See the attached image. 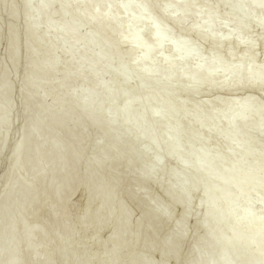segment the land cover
<instances>
[{
  "label": "bare ground",
  "instance_id": "1",
  "mask_svg": "<svg viewBox=\"0 0 264 264\" xmlns=\"http://www.w3.org/2000/svg\"><path fill=\"white\" fill-rule=\"evenodd\" d=\"M253 28L264 0H0V264H264Z\"/></svg>",
  "mask_w": 264,
  "mask_h": 264
},
{
  "label": "rangeland",
  "instance_id": "2",
  "mask_svg": "<svg viewBox=\"0 0 264 264\" xmlns=\"http://www.w3.org/2000/svg\"><path fill=\"white\" fill-rule=\"evenodd\" d=\"M254 30H253V33H255V34H259V33H264V28H261V29H258V28H253ZM258 29V30H257ZM201 42V45L204 47V48H206V46H207V43H205L204 41H200ZM226 46V45H225ZM2 48H3V41H1L0 42V52L2 51ZM243 49L242 48H240V47H238V48H236V50H235V53H237L238 54V52H240L241 53V51H242ZM239 53V54H240ZM256 59H257V63H259V62H261L262 60H264V46L263 45H261L260 43H258V45H257V49H256ZM252 90V91H251ZM251 93L252 94H254V92L256 91V89H255V86H254V88L252 87L251 88ZM255 90V91H254ZM220 93H218V92H210L209 94L211 95V96H215V95H225L224 94V92L223 91H219ZM240 93L241 92H239V91H234L231 95L232 96H235V98H238L239 96H240ZM263 100H264V98H263ZM263 102V101H262ZM175 152V151H174ZM154 189V188H153ZM155 191L156 192H158V188H156L155 187ZM76 192V191H75ZM74 192V194H72L71 196H70V199H71V201L73 202V205H74V208L71 210V211H69V219H71L70 221H71V223H72V225L74 226L75 224H77L78 223V217H79V215H80V213H81V211L84 209V201H83V199L81 198L82 196H80L81 195V193H80V190H78V192H77V194ZM80 193V194H79ZM196 194H198V193H195L194 192V194H192V199H194V198H196V197H198V195L196 196ZM76 204V205H75ZM78 208V209H77ZM177 207H175V208H173V214L175 215H177V213H179V209L177 208ZM134 209V208H133ZM132 209V214H135L136 212V210L134 209L133 210ZM38 213V214H37ZM37 213H36V215L37 216H40L41 215V213H42V210H39V212L37 211ZM189 224V225H188ZM188 226L190 227L191 226V224H192V222L190 221H188ZM107 230V228H103V230H100L99 231V235L100 236H102V235H104V233L106 232V230ZM164 231V232H163ZM162 232H161V235L163 234V235H165L166 234V230H163ZM192 236H193V233H192ZM191 236V237H192ZM90 243V244H89ZM85 244V245H84ZM89 244V245H88ZM83 245H84V249H87V251H89V249L91 250L93 247V245H92V242L90 241V240H88V243H87V240H85L84 242H83ZM87 245V246H86ZM92 247V248H91ZM135 250V249H134ZM134 250L133 249H128V251H127V249H123L121 252H120V254L121 255H124V257H126V256H128V254L130 255L131 253H133L134 252ZM127 252V253H126ZM158 252V251H157ZM157 255H158V253H156V251H153L152 252V256L153 257H155V258H157ZM98 261H99V258H95V259H91V260H89L86 264H96V263H98Z\"/></svg>",
  "mask_w": 264,
  "mask_h": 264
}]
</instances>
